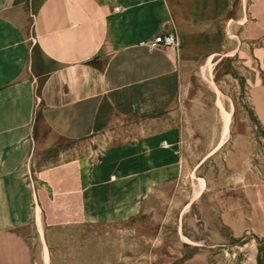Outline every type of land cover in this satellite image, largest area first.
<instances>
[{
  "label": "crops",
  "instance_id": "0c3cea01",
  "mask_svg": "<svg viewBox=\"0 0 264 264\" xmlns=\"http://www.w3.org/2000/svg\"><path fill=\"white\" fill-rule=\"evenodd\" d=\"M231 2L240 20L246 0H221L215 18H229ZM213 10L214 0H0V264H46V251L50 264L54 230L127 221L158 193L190 205L187 123L215 111L195 81L202 54L185 44L217 32ZM248 12L264 34V0ZM168 32L177 48L141 45ZM117 123L136 132L112 147L123 170L88 185L84 161L65 159L59 142ZM97 187L105 199L90 194Z\"/></svg>",
  "mask_w": 264,
  "mask_h": 264
},
{
  "label": "rangeland",
  "instance_id": "374dc122",
  "mask_svg": "<svg viewBox=\"0 0 264 264\" xmlns=\"http://www.w3.org/2000/svg\"><path fill=\"white\" fill-rule=\"evenodd\" d=\"M220 1L212 12L217 32L185 44L190 54H202L195 81L215 111L187 123L185 148L197 150L184 178L190 205L173 208L158 193L127 221L54 230L50 264H264V34L253 35L249 0L240 20L231 18L235 2L229 18H215ZM216 89L232 115L227 131ZM130 126L113 124L84 142L60 140L57 150L84 161L88 185L106 181L123 170L112 147L135 135ZM204 137L209 144L195 145ZM90 194L107 197L98 187Z\"/></svg>",
  "mask_w": 264,
  "mask_h": 264
},
{
  "label": "built area",
  "instance_id": "2783aa9c",
  "mask_svg": "<svg viewBox=\"0 0 264 264\" xmlns=\"http://www.w3.org/2000/svg\"><path fill=\"white\" fill-rule=\"evenodd\" d=\"M120 8H116V12H119ZM142 46H147L150 49H160V48H177L178 47V40L174 33H163L156 35L151 40H145L141 42ZM164 145H166V142H164ZM30 183L32 187L34 188V183L32 178L30 179Z\"/></svg>",
  "mask_w": 264,
  "mask_h": 264
},
{
  "label": "bare ground",
  "instance_id": "6f19581e",
  "mask_svg": "<svg viewBox=\"0 0 264 264\" xmlns=\"http://www.w3.org/2000/svg\"><path fill=\"white\" fill-rule=\"evenodd\" d=\"M210 85V84H209ZM214 87V86H213ZM215 88V87H214ZM212 90V89H211ZM213 91V90H212ZM217 94H219L221 96V92H219L217 89ZM222 96L220 97V102H219V105H220V113H221V118L223 120V124H224V129L225 131H227V126L229 124V121H230V118L232 117V115L230 116H226V110H227V106L224 102H222L221 100ZM229 113V112H228ZM198 197V193L196 194V198ZM195 198V199H196ZM194 200V199H193ZM45 261H46V264H49V254L48 252L46 251L45 252Z\"/></svg>",
  "mask_w": 264,
  "mask_h": 264
}]
</instances>
